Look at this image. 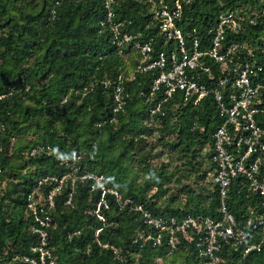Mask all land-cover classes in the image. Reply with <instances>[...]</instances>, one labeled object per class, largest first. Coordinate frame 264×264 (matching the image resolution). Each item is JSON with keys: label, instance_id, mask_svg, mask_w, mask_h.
Masks as SVG:
<instances>
[{"label": "trees", "instance_id": "1", "mask_svg": "<svg viewBox=\"0 0 264 264\" xmlns=\"http://www.w3.org/2000/svg\"><path fill=\"white\" fill-rule=\"evenodd\" d=\"M151 4L113 0L112 19L106 21L104 0H0V123L5 127L0 131V264H32L24 257L38 260L34 248L40 236L31 230L36 222L27 207L32 192L38 210L43 209L39 217L49 218L44 231L50 258L44 264H264V243L261 251L248 254L223 243L218 261L209 263L199 254L196 238L189 240L181 232L175 233L174 244L165 231L156 242L158 230L139 211L119 209L112 196L100 219L91 213L97 196L87 181L76 180L66 204L72 190L67 180L54 206H47L46 194L54 183L46 177L93 171L153 217L217 214L212 135L222 119L211 96L193 104L184 102L180 92L167 99L161 92L151 93L160 71L154 68L124 83L129 94L124 109L116 121H108L112 81L119 72L133 70L140 58L132 41L123 47L113 41L111 24L119 21L121 30L139 32L133 41L152 39L154 55L165 39ZM182 4L186 39L192 27L201 40L206 38L207 26L228 10L243 11L253 22L246 20L239 32L227 33V41L257 45L264 39V0ZM204 61L216 75L217 66ZM159 102L160 109L153 111ZM38 146L44 150L31 153ZM239 180L230 183L228 207L242 220L250 208H261L262 200ZM254 232L252 240H257L261 234Z\"/></svg>", "mask_w": 264, "mask_h": 264}, {"label": "built area", "instance_id": "2", "mask_svg": "<svg viewBox=\"0 0 264 264\" xmlns=\"http://www.w3.org/2000/svg\"><path fill=\"white\" fill-rule=\"evenodd\" d=\"M152 4L150 10L156 19L158 29L163 35L164 47L153 55L152 39L148 41H133L135 35L121 30L122 22H112L113 41L118 46L131 42L139 53V62L128 74L119 72L113 82V103L109 122L116 121L117 114L124 109L129 94L124 90V83L134 80L138 73L159 68V74L153 79L152 92H161L164 99L171 98L176 92L181 93L184 102L198 103L211 96L222 119L214 131L213 181L218 188V207L214 217L201 214H187L178 220L175 217L163 219L153 217L142 204H135L132 199L122 195L115 188L105 184L102 173L85 171L76 176L64 174L49 176L44 180H52L54 185L46 194L49 208L54 206V198L63 184L69 180L72 186L66 204H70L76 180L87 181L90 193L96 194V201L91 213L102 219V211L109 208L108 197L112 196L119 209L127 206L139 211L143 220L158 230L156 242L161 239L162 231L168 235L171 244L175 243V233L181 232L189 240L195 239L199 254L206 257L209 263H216L219 259L217 251L220 246L230 244L235 250L243 254L261 251L264 243V39L257 45L248 40H226L227 33H237L246 20H253L245 16V12L228 10L221 12L206 28V38L198 35L196 27H192L189 38L186 39L181 25L183 15V0H148ZM113 0H104L106 21H111L110 9ZM264 15V4L261 7ZM121 52V50H120ZM249 56V58H248ZM204 59L210 60L217 66L218 73ZM214 80L213 84L209 80ZM109 83L108 81H106ZM4 94H0V98ZM160 109V102L153 111ZM5 127L0 123V131ZM1 149V146H0ZM44 150L42 146L33 147L31 153ZM240 178V186L245 187L251 194L261 198V208H250V215L238 220L228 207L229 186L233 179ZM42 182L39 181V185ZM34 192L28 195L27 207L32 211L36 225L31 230L40 236V243L34 250L38 252V260L24 257L26 261L44 264L46 257L50 258L45 248L46 234L44 228L49 218H40ZM260 237L252 240V233ZM100 229L95 230L98 238ZM75 233V232H74ZM252 240V241H251ZM99 242V240H98ZM100 244V243H99ZM107 247L108 244H101ZM116 251L114 248L113 252ZM52 260V259H51ZM53 262V260L51 261Z\"/></svg>", "mask_w": 264, "mask_h": 264}]
</instances>
